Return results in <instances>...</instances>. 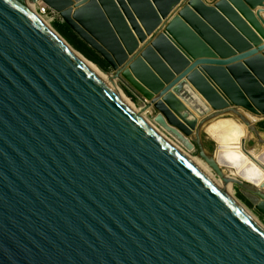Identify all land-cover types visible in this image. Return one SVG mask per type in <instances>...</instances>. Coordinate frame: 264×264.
Here are the masks:
<instances>
[{"label": "water", "instance_id": "water-1", "mask_svg": "<svg viewBox=\"0 0 264 264\" xmlns=\"http://www.w3.org/2000/svg\"><path fill=\"white\" fill-rule=\"evenodd\" d=\"M29 1L150 102L162 134L25 0H0V264H264V229L184 154L264 219V188L202 141L232 116L264 145L248 120L264 119V0Z\"/></svg>", "mask_w": 264, "mask_h": 264}, {"label": "bare ground", "instance_id": "bare-ground-1", "mask_svg": "<svg viewBox=\"0 0 264 264\" xmlns=\"http://www.w3.org/2000/svg\"><path fill=\"white\" fill-rule=\"evenodd\" d=\"M26 6L34 11L35 8L41 7L42 3H38L34 5L30 3L29 0H25ZM40 4V6H39ZM44 17V16H43ZM45 18V17H44ZM42 18V21L47 25L49 28L52 29L51 24L48 20ZM49 19V18H48ZM51 21V20H50ZM53 30V29H52ZM68 45V44H67ZM68 47H70L68 45ZM71 48V51L74 55H76L88 68H90L102 81L106 82L108 85L112 86L113 89L119 94V96L126 102V104L136 112L137 116L146 122L149 126H151L157 132L161 131L157 128L153 121L150 120V116L153 115V109H148L146 105H150V102L142 101L134 92L131 90V87L127 84V82L121 78L114 75H107L101 70H99L95 65H93L90 61L85 59L81 54ZM123 85L126 87L132 94L138 98L140 104L139 108H135L128 104L127 95L122 91L119 87ZM155 112V111H154ZM256 119V118H254ZM258 120V119H257ZM210 140H212L217 145V152H216V160H220L223 164L226 163L228 165L233 166L234 169L231 168H222V170L231 169L232 171H228L227 175L230 177L241 176L243 180L248 183L255 185L257 187L264 188V170L257 165L255 162H252L250 158L243 152L242 150V141L244 140L246 133L242 125L236 123L233 120H226V119H217L213 122L209 123L203 132ZM162 134V133H161ZM250 139V138H249ZM171 142V141H170ZM173 143V142H172ZM175 143V142H174ZM173 143V144H174ZM178 148L184 151L181 147H179L176 143L174 144ZM184 154L192 161V163L201 170L206 176H208L218 187L221 191L227 193L230 197L234 196V188L232 185L228 183H223L217 177L215 178L214 173L210 170V168L200 159L197 158H190L187 152ZM249 154L257 160L260 165L264 167V151L261 154H254V152H249ZM223 167V166H222ZM247 172V174H243ZM217 180V181H216ZM247 210V209H246ZM248 212V211H247ZM248 214L253 218V220L259 224V226L264 229V226L260 225L259 220L256 216L252 215L248 212Z\"/></svg>", "mask_w": 264, "mask_h": 264}, {"label": "rangeland", "instance_id": "rangeland-1", "mask_svg": "<svg viewBox=\"0 0 264 264\" xmlns=\"http://www.w3.org/2000/svg\"><path fill=\"white\" fill-rule=\"evenodd\" d=\"M42 5V4H41ZM40 6V4H39ZM58 15V14H57ZM52 29L62 37V39L70 46L72 49L77 51L79 54H81L85 59L90 61L93 65H95L99 70L104 72L107 75H114V70L111 68V66L102 58L100 54H98L95 50H93L88 44H86L66 23H64L61 19V17L58 15L52 22H50ZM106 83V82H105ZM122 91L127 95L128 104L135 108H139V100L136 98L132 92H130L126 87L123 85L119 86ZM127 102V101H126ZM153 115H151L149 118L151 121L154 122V118L156 116L155 112L152 111ZM245 116V115H244ZM220 119H226V120H233L236 123L243 126L246 136L244 138V141H247L246 144V151L254 152V154H261L264 151V145L260 144L256 137L252 134H250L248 127H246L240 120L232 117V116H226L224 118ZM249 122L252 124L253 129L258 132L260 135V138L262 141H264V119L257 120L252 117L248 116ZM165 136V135H164ZM167 138V137H166ZM250 138V139H249ZM202 141L204 144V148L206 152L210 155H216L217 152V145L210 140L204 133L202 134ZM173 142V141H171ZM174 143V142H173ZM175 144V143H174ZM190 158H197V154L195 153H188L187 154ZM202 161V160H201ZM228 173V172H227ZM214 175V174H213ZM216 178V176H215ZM217 181V180H216ZM234 197L238 200V202L244 207L246 211L251 213L252 215L256 216V218L259 220L260 225L264 226V219L257 216V214L254 212V209L252 206L240 195L239 191L235 189Z\"/></svg>", "mask_w": 264, "mask_h": 264}, {"label": "built area", "instance_id": "built-area-1", "mask_svg": "<svg viewBox=\"0 0 264 264\" xmlns=\"http://www.w3.org/2000/svg\"><path fill=\"white\" fill-rule=\"evenodd\" d=\"M34 11L42 18L52 22L58 15L52 12L46 5L42 4L41 7H37ZM44 16V17H43ZM49 18V19H48ZM51 20V21H50Z\"/></svg>", "mask_w": 264, "mask_h": 264}]
</instances>
